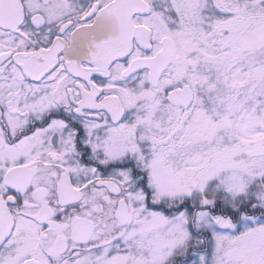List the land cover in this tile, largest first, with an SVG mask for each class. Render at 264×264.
<instances>
[{"label": "snow or ice", "instance_id": "snow-or-ice-1", "mask_svg": "<svg viewBox=\"0 0 264 264\" xmlns=\"http://www.w3.org/2000/svg\"><path fill=\"white\" fill-rule=\"evenodd\" d=\"M0 264H264V0H0Z\"/></svg>", "mask_w": 264, "mask_h": 264}]
</instances>
